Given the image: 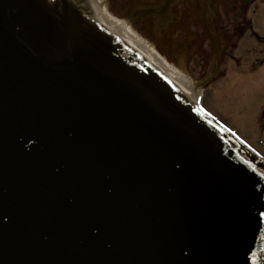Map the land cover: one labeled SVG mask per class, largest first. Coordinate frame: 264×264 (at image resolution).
Instances as JSON below:
<instances>
[{
  "label": "water",
  "instance_id": "1",
  "mask_svg": "<svg viewBox=\"0 0 264 264\" xmlns=\"http://www.w3.org/2000/svg\"><path fill=\"white\" fill-rule=\"evenodd\" d=\"M260 213L264 162L86 0H0V264H264Z\"/></svg>",
  "mask_w": 264,
  "mask_h": 264
},
{
  "label": "flooded vegetation",
  "instance_id": "2",
  "mask_svg": "<svg viewBox=\"0 0 264 264\" xmlns=\"http://www.w3.org/2000/svg\"><path fill=\"white\" fill-rule=\"evenodd\" d=\"M104 1L111 11L130 19L135 28L150 35L157 49L187 67L191 63V73L201 80L225 75L220 62L233 48L235 39L236 49L245 35L264 43V37L252 28L264 0ZM213 43L217 44L219 55ZM235 56L232 61L237 60Z\"/></svg>",
  "mask_w": 264,
  "mask_h": 264
},
{
  "label": "rangeland",
  "instance_id": "3",
  "mask_svg": "<svg viewBox=\"0 0 264 264\" xmlns=\"http://www.w3.org/2000/svg\"><path fill=\"white\" fill-rule=\"evenodd\" d=\"M100 5V12L103 13L105 9L109 17L124 20L121 16L107 11L108 8L103 3ZM252 28L255 33L264 37V7L254 16ZM131 31L142 35L152 44L153 38L144 35L139 29ZM237 42L235 39L233 48L221 59L220 67L227 71L226 75L223 78H215V83L202 89V104L264 155V43L255 41L249 35L241 39L236 49ZM160 53L165 56L163 51ZM234 54L236 61L231 60ZM167 60L188 77L196 90L201 88V80L191 73V63L185 68L171 59ZM261 61L263 64H258ZM254 65L257 68H254Z\"/></svg>",
  "mask_w": 264,
  "mask_h": 264
},
{
  "label": "bare ground",
  "instance_id": "4",
  "mask_svg": "<svg viewBox=\"0 0 264 264\" xmlns=\"http://www.w3.org/2000/svg\"><path fill=\"white\" fill-rule=\"evenodd\" d=\"M98 10V9H97ZM97 19L109 28L115 34L121 36L129 45L135 48L146 58L151 65L157 68L162 74L166 76L180 91H182L192 101L198 102V93L194 89L190 80L182 72L178 71L173 64H171L166 57L160 54L152 44L146 41L142 36L136 35L131 30V25L125 20H116L109 17L106 10L103 13L97 11ZM133 34H132V33Z\"/></svg>",
  "mask_w": 264,
  "mask_h": 264
},
{
  "label": "snow or ice",
  "instance_id": "5",
  "mask_svg": "<svg viewBox=\"0 0 264 264\" xmlns=\"http://www.w3.org/2000/svg\"><path fill=\"white\" fill-rule=\"evenodd\" d=\"M261 216H264V213H260ZM253 257L255 256V253L252 254Z\"/></svg>",
  "mask_w": 264,
  "mask_h": 264
}]
</instances>
